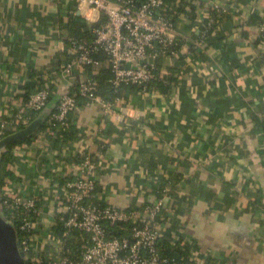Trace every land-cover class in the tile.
<instances>
[{
    "label": "crops",
    "instance_id": "obj_1",
    "mask_svg": "<svg viewBox=\"0 0 264 264\" xmlns=\"http://www.w3.org/2000/svg\"><path fill=\"white\" fill-rule=\"evenodd\" d=\"M192 1L195 9L175 19L176 54L158 59L161 75L175 79L167 93L123 90L112 114L79 100L70 114L73 139L58 143L42 130L10 148L5 167L13 185L38 197V233L53 226L63 176L74 177L71 165L83 149L98 164L93 202L142 209L176 174L160 231L182 237L200 261L264 264V50L257 35L264 0ZM76 2L0 0V117L43 83L52 90L36 119L47 116L86 77L85 68L62 71L72 39L62 23L73 11L82 17ZM217 5L225 17L195 53L199 19Z\"/></svg>",
    "mask_w": 264,
    "mask_h": 264
},
{
    "label": "built area",
    "instance_id": "obj_2",
    "mask_svg": "<svg viewBox=\"0 0 264 264\" xmlns=\"http://www.w3.org/2000/svg\"><path fill=\"white\" fill-rule=\"evenodd\" d=\"M178 1V0H173ZM77 10L90 23L97 22L101 14L106 17L103 26L95 27L91 45L70 39L69 57L62 71L70 75L76 68L86 65L100 66L91 52L107 55L106 67L113 74L111 84H134L147 94V83L153 78L159 57L167 51L176 54V24L167 10L165 0H145L137 4L135 0H77ZM162 9V12L161 10ZM170 9V8H169ZM216 13L199 19L198 35L193 36L192 49L197 53L208 43L210 34L219 24L225 9L217 5ZM74 12V11H73ZM72 12V13H73ZM213 31V32H212ZM257 35L264 50V17L257 23ZM77 84V85H75ZM59 98L56 110L47 115L45 133L56 137L55 128L65 131L69 128L68 118L76 107V97L82 96L89 102H98L104 113L115 112L113 100H106L92 92L95 82L87 76ZM51 91L43 87L19 100L8 117H0V140L25 128L36 118L33 113H41L49 104ZM5 149L0 151L3 152ZM74 177L62 181V196L53 215V225L64 227L62 238H55L50 231L37 232L38 223L33 219L38 215L36 196H27L6 179L2 186L0 207L5 221L23 235L18 246L29 264H172L159 253L157 243L163 235L156 222L168 197L169 184L166 183L161 197L142 209L104 206L93 202L96 190V163L81 149L77 161L71 165ZM128 224L129 236H109L104 223ZM16 232V231H15ZM47 252L40 247V235H44ZM78 235V236H77ZM79 245L75 250L66 246L65 241L73 238ZM31 252V255H29ZM30 259V261H29Z\"/></svg>",
    "mask_w": 264,
    "mask_h": 264
},
{
    "label": "trees",
    "instance_id": "obj_3",
    "mask_svg": "<svg viewBox=\"0 0 264 264\" xmlns=\"http://www.w3.org/2000/svg\"><path fill=\"white\" fill-rule=\"evenodd\" d=\"M137 4H140L144 2L145 0H135ZM165 4L167 5V10L166 12L171 15L173 21L175 22V19L179 13H190L195 9V6L193 4V1H186V0H178V1H173V0H165ZM170 8V9H169ZM162 12V9H160ZM225 17V13H223L220 18H219V23L220 21L223 20ZM256 16L252 15L248 21L249 23L251 22L252 19H255ZM106 22V17L104 14H101L99 21L97 22H87L85 19L80 17L79 15H76L75 13H71L69 17H66V21L63 24L62 27H64L67 30V36L71 37L74 40H78L81 42H85L88 45H91L94 39V33L93 30L95 27L103 26ZM213 34V33H212ZM259 41V39H258ZM70 55H68L69 57ZM171 56L170 51H167L164 53L161 57H168ZM90 57L94 61H100V63H105L107 60V55L101 51L99 52H91ZM105 65V64H104ZM86 71V76L90 78L92 81L95 82V85L92 87V92L96 96H100L103 99L106 100H113L115 98H118L121 91L123 90H129L130 92H140L141 87L138 85L134 84H120L117 88H114L111 84V79L113 77L112 72L110 69L106 66H94V65H86L85 67ZM175 82L174 77L171 75H161V73L158 71V66H156V70L154 72L153 78L147 83V91H149L152 88L157 89L161 93H167L170 89V86ZM77 85V84H75ZM27 86V85H26ZM24 86V88L26 87ZM39 87L43 88H49L47 86L41 84ZM27 88V87H26ZM25 88V89H26ZM49 90H52L49 88ZM27 98V97H26ZM25 99V98H24ZM77 102L79 100L82 101H87L86 98L82 96H77L76 97ZM56 109H54L52 112H54ZM38 114L33 113V117L36 118ZM68 121L70 123V126L67 130L62 131L61 128H55V126L52 127V129H55L56 131V137L55 141L58 143H63L65 141H68L70 139H73L75 136V132L73 130V124L72 121L70 120V116L68 118ZM47 127L46 122H43V124L37 128L31 135L25 137L24 139L16 142V143H29L31 142V139L35 135V133L45 130ZM13 144L9 145L6 147V151L2 152L0 154V186H3L5 177L9 178L11 180L13 178L12 173L6 169V164L8 161L11 160V155H9L10 148L12 147ZM96 163V161H95ZM96 171L98 172V164L96 163ZM96 172V174H97ZM66 178V177H65ZM63 178V179H65ZM62 179V180H63ZM174 179H179L178 175L176 174H171L169 173V177L166 180L165 183L162 184V190L165 186L166 183L169 184V187H171L172 191L175 189V181ZM168 181V182H167ZM63 182V181H62ZM97 182V181H96ZM160 190H161V185H160ZM96 191V190H95ZM95 193V192H94ZM168 194L171 193V190L167 192ZM1 198V195H0ZM36 204H37V209H38V197L36 196ZM164 217L163 219L165 220V216H167V211L162 208L161 212L157 216L156 222L158 224L160 218ZM37 215L34 214L33 219L36 220ZM105 229L108 233L109 236H122L126 235L129 236V228L130 225L128 224H122V223H117V224H110L109 222L104 223ZM14 230L18 234V239L19 236L21 237L23 234L19 232L18 224H16ZM51 232L53 233L55 238H62V234L64 232V227L60 223H56L51 227ZM78 236V235H77ZM18 243V241H17ZM66 246L70 247L71 249L75 250L77 247H79L78 244L75 242H70L69 240L65 241ZM157 248L159 250V253L167 257L172 264H213V260H210L208 257L200 261L199 259H196L195 256L191 253V247L190 245L182 239V237L174 239L172 234L170 232H165L163 231L162 237L159 239L157 243ZM31 255V252L30 254ZM30 261V259H29Z\"/></svg>",
    "mask_w": 264,
    "mask_h": 264
},
{
    "label": "water",
    "instance_id": "obj_4",
    "mask_svg": "<svg viewBox=\"0 0 264 264\" xmlns=\"http://www.w3.org/2000/svg\"><path fill=\"white\" fill-rule=\"evenodd\" d=\"M210 4L208 0H199ZM47 116L39 117L32 121L28 126L20 129L0 140V151L7 146L14 144L25 137L31 135L37 128L42 125V122ZM0 264H29L24 258L23 252L20 250L16 232L14 228L8 224L0 207Z\"/></svg>",
    "mask_w": 264,
    "mask_h": 264
}]
</instances>
